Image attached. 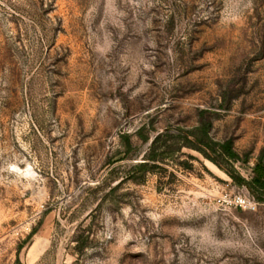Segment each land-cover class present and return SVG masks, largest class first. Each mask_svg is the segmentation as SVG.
I'll return each instance as SVG.
<instances>
[{
	"label": "rangeland",
	"instance_id": "rangeland-1",
	"mask_svg": "<svg viewBox=\"0 0 264 264\" xmlns=\"http://www.w3.org/2000/svg\"><path fill=\"white\" fill-rule=\"evenodd\" d=\"M202 122L250 179L264 0H0V264H264V203L177 151Z\"/></svg>",
	"mask_w": 264,
	"mask_h": 264
},
{
	"label": "trees",
	"instance_id": "trees-1",
	"mask_svg": "<svg viewBox=\"0 0 264 264\" xmlns=\"http://www.w3.org/2000/svg\"><path fill=\"white\" fill-rule=\"evenodd\" d=\"M210 129L209 123L202 122L193 129L181 130L176 142L179 144L177 151L186 147L198 152L228 176L234 184L246 186L258 202L264 203V152L252 169V177L246 179L238 171L237 165L244 163V159L235 151L233 142L231 140L215 141L210 135ZM172 138L174 136H170L169 132L158 134L146 153V162L141 163L138 169L146 171L150 162L167 159L171 152L167 150V146L162 145H166V141ZM162 142L165 144L161 145Z\"/></svg>",
	"mask_w": 264,
	"mask_h": 264
},
{
	"label": "built area",
	"instance_id": "built-area-1",
	"mask_svg": "<svg viewBox=\"0 0 264 264\" xmlns=\"http://www.w3.org/2000/svg\"><path fill=\"white\" fill-rule=\"evenodd\" d=\"M236 204L241 206V207H248L252 203H251L250 200L244 199L243 197H238L237 200H236Z\"/></svg>",
	"mask_w": 264,
	"mask_h": 264
}]
</instances>
